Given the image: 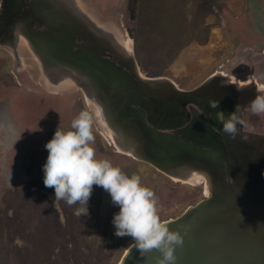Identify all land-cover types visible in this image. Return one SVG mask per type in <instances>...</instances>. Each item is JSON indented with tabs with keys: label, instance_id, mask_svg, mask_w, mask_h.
<instances>
[{
	"label": "rangeland",
	"instance_id": "obj_1",
	"mask_svg": "<svg viewBox=\"0 0 264 264\" xmlns=\"http://www.w3.org/2000/svg\"><path fill=\"white\" fill-rule=\"evenodd\" d=\"M47 1L62 18L80 21L146 84L161 80L176 92L177 86H222L264 95V0ZM1 10L2 0L0 15ZM35 42L22 22L0 35V264H118L133 240L115 235L112 221L120 209L109 193L93 185L88 215L78 217L79 205L55 201L54 188L44 185L45 145L58 127L69 129L81 111H88L96 158L139 175L154 191L163 222L211 193L205 194L199 179H173L119 150L94 78L79 67L83 74L48 60ZM132 45L138 66L127 57ZM251 115L250 136L264 135V113ZM247 156L242 161L251 170Z\"/></svg>",
	"mask_w": 264,
	"mask_h": 264
},
{
	"label": "water",
	"instance_id": "obj_2",
	"mask_svg": "<svg viewBox=\"0 0 264 264\" xmlns=\"http://www.w3.org/2000/svg\"><path fill=\"white\" fill-rule=\"evenodd\" d=\"M22 1L2 0L0 35L21 22L11 8ZM36 13L44 30L27 34L55 58L84 69L94 78L111 119L119 124L131 123L140 131L141 151L147 162L165 166L185 161L200 163L218 180V188L210 196L167 220L170 230H178L184 237L183 246L175 249V264H264V155L260 163L251 159V170L244 166L245 160H235L228 166L218 161L209 149L219 150L222 137L192 107L193 121L178 132L206 147L194 150L192 143L165 130L180 124L176 121L180 114L178 101H192L200 90L180 88L182 92L162 97L152 94L132 67L80 21ZM24 25L26 28L27 22ZM81 38L86 43L77 41ZM132 48L138 66L133 45ZM158 256L156 249L141 256L134 247L125 264H156Z\"/></svg>",
	"mask_w": 264,
	"mask_h": 264
},
{
	"label": "clouds",
	"instance_id": "obj_3",
	"mask_svg": "<svg viewBox=\"0 0 264 264\" xmlns=\"http://www.w3.org/2000/svg\"><path fill=\"white\" fill-rule=\"evenodd\" d=\"M218 104L214 99L209 100L213 109L218 108ZM248 108L254 114L264 113V95H257L249 102ZM241 110L237 105L235 112L227 118L223 112L215 114L223 132L232 139L240 133L237 124L242 125V121L237 114ZM92 122V115L81 111L69 129H56L45 145L48 151L43 165L45 187L54 188L55 201H64L69 207L79 205L74 213L78 217L88 215L93 185L102 187L120 209L112 221L115 235L130 236L141 256L158 250L160 256L156 258V264H175V249L183 246L184 237L180 231L170 230L160 219L158 199L154 191L142 183L139 175L129 176L110 160L96 158L92 146L95 141ZM241 138L247 139L245 136Z\"/></svg>",
	"mask_w": 264,
	"mask_h": 264
},
{
	"label": "flooded vegetation",
	"instance_id": "obj_4",
	"mask_svg": "<svg viewBox=\"0 0 264 264\" xmlns=\"http://www.w3.org/2000/svg\"><path fill=\"white\" fill-rule=\"evenodd\" d=\"M39 11L42 17H44V6H39L34 3L33 0H23L21 3L17 4V6H12V12L16 13L18 17V21H21L24 25V21L27 22V29L25 28L26 32L28 33H39L43 32L44 26L40 24V20L38 18V15L36 13V9ZM264 9V7H263ZM25 26V25H24ZM10 30L7 29L6 33L9 35ZM80 43H86V40L83 38L78 39ZM113 58V57H112ZM229 87H215V88H207L200 90L197 93V97H195L194 100L192 101H178L179 106H180V114L177 115L176 121H179V125L176 128H170L166 129V132L174 134L179 140L183 141V139H186L190 143L194 145V150L197 148H202L206 149V147H202L188 139L187 136L181 134L178 132L179 129L184 128L188 124H190L193 119H194V113L192 110V107H195L204 115L211 126L220 133L222 137V143L223 146H219V150H214V149H209L212 153L215 154V157L218 161H222L226 166L230 165L231 163H235V160H243L242 159V154L243 155H249L246 158H250L255 160V162H262L263 156L264 155V146L261 142H264V135H257L256 138H252L253 136H250L249 131L250 129L248 128L247 122L251 121V109L248 108L249 102L254 100L255 97L257 96L256 94L252 93H234L229 91ZM214 99L219 102L218 108H211L209 106V100ZM176 102V101H175ZM237 105L241 107V111L237 114L239 116V119L242 121V125L237 124L238 130L240 133L239 135V140H241V134H246L249 135L250 138L252 139L251 141L254 143L252 145H249L248 148L243 149V153L241 152V155H237L236 151H233L234 148V141L232 138L229 137V135L225 134L222 130V124L218 123L217 120L215 119V114L217 112H223L225 117L227 118L229 114L235 112ZM253 147L257 149L254 151ZM248 150H252L249 151ZM258 152V154L255 153ZM255 154V155H254ZM240 156V157H239ZM234 159V160H233Z\"/></svg>",
	"mask_w": 264,
	"mask_h": 264
},
{
	"label": "bare ground",
	"instance_id": "obj_5",
	"mask_svg": "<svg viewBox=\"0 0 264 264\" xmlns=\"http://www.w3.org/2000/svg\"><path fill=\"white\" fill-rule=\"evenodd\" d=\"M33 1L36 5L45 7L44 14H43L44 17H47L48 15L49 16L55 15V16L62 18L61 14H58L57 12L54 11V9L51 8V6L47 0H33ZM36 11H38V10H36ZM38 13H39V11H38ZM36 45H39V44L36 43ZM43 50L45 53H47V59L48 60L53 61L55 59V61H58L59 64L61 62L62 65L72 69L74 72H76L78 74H83L82 72H80V70L77 68V66L70 64V63H67L65 61H62L60 59H57L55 57L53 59H51L50 57H48L51 54L49 52H47L44 48H43ZM127 57L132 58L133 55L130 54ZM82 70H84V69H82ZM140 80H141V77H140ZM141 82H142V80H141ZM142 84L148 92L155 94V95H158V96H161V97L166 96L169 93L176 92V90L174 89V86H172V84L169 83L168 81H161V80L154 81V80H152V81L148 82V84H146L144 82H142ZM102 109H103V113L105 114L106 118L110 121L109 124H111V126L113 127V130H115L114 139H115V143H116L117 147L119 148V150L126 152V153L133 154L138 158H141L143 160L148 161L141 151L142 136H141L138 128L131 123H124V124L113 123L112 122L113 120L111 119V117L109 115V111L107 110L105 105L102 106ZM240 136L242 137L245 135L241 134ZM232 140L235 143L234 144V150L236 151V153H238L237 155H239V153L241 155V152L243 151V148H242L243 145L251 143V140L249 138H247L246 140H243L241 138V140H239V135H237L236 138L232 139ZM243 156L244 155L242 154L241 157H243ZM152 164L155 167H157L158 169H160L161 171H163L164 173H166L167 175H169L170 177H172L173 179H177V180H181V181H185V182H189V183H194L195 179H199L200 182H204V188H205V194L206 195L208 193L212 194L213 191H215L218 188V180L214 177L213 173L203 164L191 162V161H185V162H181V163L171 164L169 166L159 165V164H154V163H152ZM188 209H191V207H189ZM164 222L167 223V221H164ZM133 248H134V246L132 243L126 249V251L122 255L118 264H125V261H126L128 255L131 253Z\"/></svg>",
	"mask_w": 264,
	"mask_h": 264
},
{
	"label": "crops",
	"instance_id": "obj_6",
	"mask_svg": "<svg viewBox=\"0 0 264 264\" xmlns=\"http://www.w3.org/2000/svg\"><path fill=\"white\" fill-rule=\"evenodd\" d=\"M172 81V80H171ZM174 82V81H173ZM175 83V82H174ZM176 84V83H175ZM177 89L180 91V92H182V90L180 89V88H178V86H177ZM133 155V154H132ZM133 156H135V155H133ZM136 157V156H135Z\"/></svg>",
	"mask_w": 264,
	"mask_h": 264
}]
</instances>
